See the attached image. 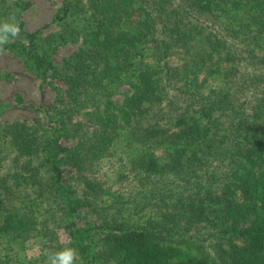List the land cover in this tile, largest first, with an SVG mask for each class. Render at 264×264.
Masks as SVG:
<instances>
[{"label": "trees", "instance_id": "16d2710c", "mask_svg": "<svg viewBox=\"0 0 264 264\" xmlns=\"http://www.w3.org/2000/svg\"><path fill=\"white\" fill-rule=\"evenodd\" d=\"M80 1H64L66 26L48 43L22 28L16 8L27 2L0 0V17L20 26L3 47L67 84L52 129L40 119L1 127L0 152L9 145L16 160L0 174L2 263L15 252V264H44L45 251L70 247L82 264H264V0ZM76 21L80 37L68 38ZM76 40L53 63L55 46ZM176 53L185 58L173 63ZM77 111L94 136L64 150ZM110 159L138 182L128 200L108 196L111 208L146 211L137 222H82L74 213ZM25 237L32 248L18 245Z\"/></svg>", "mask_w": 264, "mask_h": 264}, {"label": "rangeland", "instance_id": "374dc122", "mask_svg": "<svg viewBox=\"0 0 264 264\" xmlns=\"http://www.w3.org/2000/svg\"><path fill=\"white\" fill-rule=\"evenodd\" d=\"M14 1L16 3H21V0ZM22 1L28 3V6H22L23 9L19 7H17L18 9L16 8L17 11L19 10L20 21L23 22L22 28L28 33L37 32L41 37L48 38V43L52 42L54 34L66 26L63 25L64 22H58V17H56L62 6L65 5V0ZM74 1L77 3L79 2L78 4L82 3L80 0ZM165 2L166 0H162L163 4H169V7H171V0ZM78 12L79 9L76 10V13ZM0 18L7 20V18L2 15ZM73 24L78 25H74V28L70 27L68 38L78 39L80 36L79 33L75 31L77 29L75 27H80L81 25L79 21H76ZM216 27L220 29V26L216 25ZM76 41L58 43L59 45H56L54 51L50 54L53 63L60 64L63 58L73 54L80 45L79 41ZM3 48L4 52L0 53V130L1 127L7 128L5 122L12 123L13 121H24L30 124H36L38 119H40L41 122H44L43 129H50L51 126L55 127L57 124L54 121L52 123L50 122V116L56 113L55 109L58 107H64L61 101H63L65 97L64 92L67 88L66 82L60 79L57 75H50L47 76L46 79H43L40 74H35L29 69H26V62H24L23 57H20L19 54L17 55V51L19 50L11 49L9 51L8 48ZM180 57L185 58V55L183 53H176L172 57V62L175 63ZM126 90L127 86L123 85L120 87V92H125ZM120 97V93L115 95L116 100H120ZM83 114H85L83 111H77V113L73 115L71 123H74V127H71L70 130L74 132L71 133L69 131V134L61 137L59 144L64 150L74 147L78 141H84L87 140L88 137L90 138L91 136H94L92 132V128H94L93 126L92 128H89L91 131H86L88 123L86 121L87 116ZM75 129H77V132ZM0 144V148L2 146L5 147V144H7L2 136H0ZM12 149L13 148H10L8 145L5 150L0 152V174L5 173L6 171L8 172V169L16 164L14 157L15 154H12ZM6 150H8L9 153L6 152ZM62 169L65 174H76V170L72 169L71 166H62ZM87 176H90V174ZM92 177H94L95 182L98 183V190L88 195V204L80 207L78 209V214L74 213L76 216L81 215L80 217L84 218H81L82 222L86 220V218L88 219V217L90 220L97 218V220L101 221V217L107 215V213L108 216H113L117 220L121 219L129 222H137L139 220V214L146 211L141 205L134 204L133 207L127 205L118 206L116 209L111 208L113 207V203L112 201H107L108 198H110L108 196L119 192L123 197H126V200H128L130 196H128V194L131 193L134 186L138 184L136 180L133 181L130 177L124 179L120 176L118 163L115 162L114 159H112V161L111 159L108 161H101L100 164L97 165L96 172ZM106 204L109 207H107ZM60 208L61 211L66 212V209L63 210L62 206ZM61 211L59 210V212ZM57 231L61 235L60 241L62 242V245H65V243L68 242V238L64 233H61V230ZM4 241L5 242L0 241V264H3L2 262L7 259V256H5V252L2 249L3 245L7 244L6 240ZM17 242L20 248H32L31 241L27 239V237L18 239ZM31 250L32 249H30V251ZM8 254L14 255L15 264V257L18 255H15V252ZM7 264H9V260H7ZM76 264L82 263L76 261Z\"/></svg>", "mask_w": 264, "mask_h": 264}, {"label": "clouds", "instance_id": "9594fccd", "mask_svg": "<svg viewBox=\"0 0 264 264\" xmlns=\"http://www.w3.org/2000/svg\"><path fill=\"white\" fill-rule=\"evenodd\" d=\"M20 34L19 23L13 17L11 20L0 22V53L4 52L3 45L10 42V38L15 39ZM44 264H76V249L70 247L61 248L58 251L43 253Z\"/></svg>", "mask_w": 264, "mask_h": 264}]
</instances>
